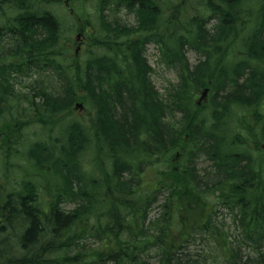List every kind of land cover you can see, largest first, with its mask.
Segmentation results:
<instances>
[{"label":"trees","instance_id":"1","mask_svg":"<svg viewBox=\"0 0 264 264\" xmlns=\"http://www.w3.org/2000/svg\"><path fill=\"white\" fill-rule=\"evenodd\" d=\"M55 2L0 0V117L20 99L13 127L37 124L51 141L31 144L33 180L0 201V264H264V0H176L164 22L155 0H100L84 59L62 42ZM119 8L134 25L104 22ZM149 44L177 70L165 96ZM16 72L36 74L30 94L14 91ZM77 101L90 119L75 116Z\"/></svg>","mask_w":264,"mask_h":264},{"label":"rangeland","instance_id":"2","mask_svg":"<svg viewBox=\"0 0 264 264\" xmlns=\"http://www.w3.org/2000/svg\"><path fill=\"white\" fill-rule=\"evenodd\" d=\"M54 5L49 7V10L57 17L60 21L62 30H64V36L62 38V42L66 44L69 55L72 57L74 48H78L80 53L78 57L80 59L86 58V54L91 50V37L93 33L97 32L98 27V13L96 11V7L99 6L100 0H75L72 1V5H74V9L78 8V14L81 16L82 21L89 22L85 27H83L79 33L83 35L81 47L76 45L74 36L78 31L75 29L77 23L76 20L69 15V8L64 6V0H55ZM176 0H155V5L158 3L159 10L156 11L155 19L159 21V18L162 17V22L167 18L172 7V3ZM182 0H179L181 3ZM166 3H168V7L166 8ZM196 4V2H195ZM194 4V5H195ZM81 6V8H80ZM71 7V6H70ZM80 8V10H79ZM76 10V9H75ZM112 11V12H111ZM110 12L105 10L103 13L104 22H107L111 27L117 26H126V25H134L135 17L134 15L127 11L125 8L112 9ZM193 6L191 4H187L186 10V22L193 17ZM162 13V14H161ZM83 15H85L84 18ZM153 16V13H152ZM151 16V17H152ZM1 17V15H0ZM151 20V19H150ZM100 22V19H99ZM213 20L211 19L208 23V27H211L213 24ZM3 56H0L2 58ZM186 57L190 64H194L197 60V53L188 49L186 51ZM146 59L150 67L152 68V72L150 73V80L158 91L159 94H166V90L170 87V85L175 84L178 80L177 78V70L172 67H168L164 64L163 61L160 60L159 52L157 47L154 44H149L146 49ZM14 79L11 80L14 86V91L18 94H30L31 93V84L36 79V74L32 73L27 76L21 72L12 73ZM8 109H5L4 114L0 117V201L4 199L7 194L16 192L19 190L21 180L32 181L33 180V172L32 165L28 161L30 158L26 155V150L31 146L32 143L40 141L51 143L49 139V132L47 129H42L37 124L28 125L29 127L23 126L20 128H15L13 125L17 123V115L18 113L24 109L26 104L20 99L16 100L13 96L9 97V101L6 103ZM262 110L261 112L264 114V101L262 102ZM0 108H2V104H0ZM86 108V106H85ZM26 116H29V112L26 111ZM75 116L81 117L84 119H90L92 117V113L86 108L85 110H76ZM4 126H8L4 128ZM57 127V129H56ZM53 129L52 135L61 138L59 135H62L59 131L60 126H56ZM16 141V145L12 143ZM54 141V140H53ZM9 149L8 153L7 150ZM210 163L204 157H200L196 161V168L199 173H203L204 169L209 167ZM83 170L91 174H94V168L91 163H89L86 157H83ZM85 181V179H84ZM46 181L44 179H39L40 184H44ZM54 187L53 184H51ZM47 199V196H45ZM159 203L162 202V197L159 198ZM63 207L65 209H70L73 207L72 203H64ZM158 206H155L151 211V217L157 214ZM229 216L226 215V222L229 224V232L231 236H234L236 231L232 227L229 222ZM6 234L0 235V238H3ZM12 240H10L11 242ZM91 242V241H90ZM249 254L248 248L244 249V255ZM149 264H153L156 260L155 256L150 255L147 258Z\"/></svg>","mask_w":264,"mask_h":264},{"label":"water","instance_id":"3","mask_svg":"<svg viewBox=\"0 0 264 264\" xmlns=\"http://www.w3.org/2000/svg\"><path fill=\"white\" fill-rule=\"evenodd\" d=\"M79 37V34L77 35V38ZM206 94V90L203 92V95H205ZM76 108H82V104L81 103H76L75 104V109Z\"/></svg>","mask_w":264,"mask_h":264},{"label":"bare ground","instance_id":"4","mask_svg":"<svg viewBox=\"0 0 264 264\" xmlns=\"http://www.w3.org/2000/svg\"><path fill=\"white\" fill-rule=\"evenodd\" d=\"M209 30H210V28H208ZM0 48H1V45H0ZM190 50H192V49H190ZM192 51H194L195 52V50H192ZM198 55V54H197ZM185 56H186V52H185ZM188 60V59H187ZM189 62V61H188ZM149 77H150V74H149ZM158 92V91H157Z\"/></svg>","mask_w":264,"mask_h":264}]
</instances>
